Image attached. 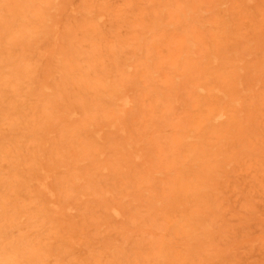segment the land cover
I'll return each instance as SVG.
<instances>
[{"label":"bare ground","instance_id":"6f19581e","mask_svg":"<svg viewBox=\"0 0 264 264\" xmlns=\"http://www.w3.org/2000/svg\"><path fill=\"white\" fill-rule=\"evenodd\" d=\"M2 19L24 54L0 66V264H264V0H0Z\"/></svg>","mask_w":264,"mask_h":264},{"label":"rangeland","instance_id":"374dc122","mask_svg":"<svg viewBox=\"0 0 264 264\" xmlns=\"http://www.w3.org/2000/svg\"><path fill=\"white\" fill-rule=\"evenodd\" d=\"M116 1H122V0H116ZM10 6H2L1 7V11L6 13L8 12L7 9H9ZM244 13L246 14H253L254 10L252 9L251 11H249V9H244L243 10ZM212 13V10H207L206 11V15H210ZM190 15H195V14H190ZM186 14H182L181 16H175L172 24L169 27V31L167 33V44L169 46V51L173 52V53H178L180 51V46H181V42L183 41V37L184 34H180L177 32V30L175 29L178 25H185L186 23L183 22V19H186ZM5 22L4 19L0 20V66L2 67V70H8V68L14 64H19V60L17 57V53H19L20 55L24 54L23 49H19L18 52H15L16 54H14L13 50H9L7 49V46L9 45L10 41H13L15 36L21 34L20 32V26L23 27V24H13V23H2ZM184 27V26H183ZM11 28H16L15 32L13 31V29ZM38 44H36V46H45L44 42H37ZM38 51L35 50L33 55L35 58H37ZM41 58V57H39ZM129 60V59H128ZM1 70V71H2ZM1 71H0V77H1ZM5 100V98H1V102H3ZM0 117L2 116V114L5 112L4 107L1 108L0 110ZM7 132L4 131H0V136H4L6 135ZM24 139V138H23ZM23 139L19 138L20 141H22ZM230 210H234L232 208H229ZM173 232V230L169 233L170 234ZM256 236V234H255ZM256 241V239H255ZM174 246H172V243H163L157 240L156 242V250H159L161 248H164V250H166V248H169L170 250L173 248ZM168 250V249H167ZM194 260V259H193ZM193 260H191L189 263H183V264H192Z\"/></svg>","mask_w":264,"mask_h":264}]
</instances>
